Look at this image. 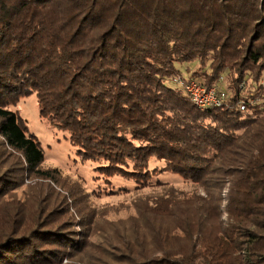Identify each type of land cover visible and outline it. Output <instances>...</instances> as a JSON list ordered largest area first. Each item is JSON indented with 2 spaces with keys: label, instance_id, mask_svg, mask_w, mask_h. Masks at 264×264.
Instances as JSON below:
<instances>
[{
  "label": "trees",
  "instance_id": "1",
  "mask_svg": "<svg viewBox=\"0 0 264 264\" xmlns=\"http://www.w3.org/2000/svg\"><path fill=\"white\" fill-rule=\"evenodd\" d=\"M194 64L221 106L191 102L181 82ZM34 93L105 173L171 171L203 192L136 205L133 228H97L10 109ZM0 264H264V0H0Z\"/></svg>",
  "mask_w": 264,
  "mask_h": 264
},
{
  "label": "rangeland",
  "instance_id": "2",
  "mask_svg": "<svg viewBox=\"0 0 264 264\" xmlns=\"http://www.w3.org/2000/svg\"><path fill=\"white\" fill-rule=\"evenodd\" d=\"M198 67V64H194L188 69L184 68L183 76L186 79L190 78ZM207 72L210 70L208 69ZM200 74L204 77L203 71H200ZM223 76L224 81L221 85L229 86L230 75L224 74ZM251 83L250 79L244 78L240 86ZM244 91L247 92V90ZM10 109L21 116L28 130L39 140L45 152L42 167L58 169L62 177L76 183L77 187L82 189V193L86 194L84 199L89 200V206H92L97 214V228H106L107 232H119L125 228H133L130 221L137 216L136 205L165 200L172 192L178 194L195 190L203 192L202 187H198L171 171L161 174L152 173L147 183H142L139 176L105 173L99 169L101 165L99 162L86 161L77 155V149L70 143L69 132L53 127L49 120L40 114L35 93L21 98L16 105L10 106ZM164 165L163 161L152 159L150 169L160 170ZM223 195H227V190H224ZM96 240L99 242L100 238L97 237Z\"/></svg>",
  "mask_w": 264,
  "mask_h": 264
},
{
  "label": "built area",
  "instance_id": "3",
  "mask_svg": "<svg viewBox=\"0 0 264 264\" xmlns=\"http://www.w3.org/2000/svg\"><path fill=\"white\" fill-rule=\"evenodd\" d=\"M220 81H223V77ZM181 85L185 88L191 102L201 110L219 107L227 99V94L223 90L215 86L207 88L198 78H190L186 82H181ZM241 109L245 110V107L242 105Z\"/></svg>",
  "mask_w": 264,
  "mask_h": 264
}]
</instances>
